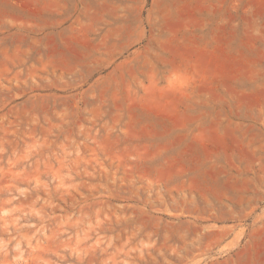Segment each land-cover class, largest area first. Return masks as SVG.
<instances>
[{"label":"rangeland","instance_id":"obj_1","mask_svg":"<svg viewBox=\"0 0 264 264\" xmlns=\"http://www.w3.org/2000/svg\"><path fill=\"white\" fill-rule=\"evenodd\" d=\"M0 264H264V0H0Z\"/></svg>","mask_w":264,"mask_h":264}]
</instances>
